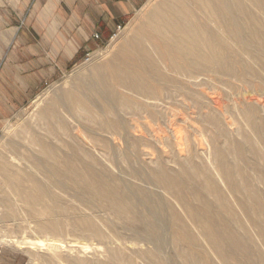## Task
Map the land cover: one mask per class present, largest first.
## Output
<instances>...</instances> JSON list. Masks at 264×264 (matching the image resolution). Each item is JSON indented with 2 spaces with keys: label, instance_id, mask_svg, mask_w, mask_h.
I'll return each mask as SVG.
<instances>
[{
  "label": "rangeland",
  "instance_id": "1",
  "mask_svg": "<svg viewBox=\"0 0 264 264\" xmlns=\"http://www.w3.org/2000/svg\"><path fill=\"white\" fill-rule=\"evenodd\" d=\"M150 2L151 0H140L137 10L121 26V29L118 28L119 32L115 35L117 43L113 44L114 47H112V38L94 52H88L63 77L45 84L33 99L1 123L0 183L7 184V181L11 179L12 184L20 190H25L29 186L33 187L35 183V185L42 184L46 193H50L47 196L51 203L48 202L46 196L49 207L40 204V208L43 206L46 209L47 207L46 211L54 221L52 223H57L60 228V232L58 231L56 235L59 245L51 247L52 249L40 247L38 244L30 246L31 252L37 259L31 262L25 252L14 251L11 247L6 246L1 236L8 234L13 239L36 242L37 239L52 238L51 234L42 236L41 233L35 231L34 223L29 225V222L22 218V214L18 215L13 210L12 215H7L8 212H12L10 209L12 206L9 208L0 205V247L3 250L0 260L2 262L10 264H68V259L73 262L83 259L90 262L89 264H99L100 262L103 264L109 262L113 257L118 264H124L123 260L117 259L120 256L114 254L116 249L122 248V252L126 255L125 258L132 254L133 258L131 256V259L136 264H193L188 259L191 257L189 255L193 254L201 259L202 264L204 261L206 264H224L219 259L216 249L204 239L200 228L186 212L185 202L202 213V201L207 204L205 212L203 211L205 216L209 215L213 219L214 217L219 219L217 223L214 221L216 228L218 226L225 228L223 221H226L225 223L230 226L233 232L247 241L248 255L243 251L235 252V254L231 252L230 263H262L264 244L258 235L257 228L253 223L251 224V220L256 219L264 224V216L250 206L251 198L247 187L237 171H235L234 180L239 186V191L234 193L230 189L221 174L219 156L216 152L220 151V158L224 159L229 168L231 167L233 170L242 168L245 173L247 172L259 180L257 172L252 169L251 165L254 163L264 164V149L260 140L256 139L253 133L245 111L250 108L257 110L259 122L261 121L260 117H264V102H259L260 97V99H264L263 66L259 65L253 57L244 55L240 44H234L233 50L237 51V60H240L234 63V68L237 71H242L250 65L255 70L253 74L248 72V80H245L244 75H239V72L236 75L233 73L231 76L221 78L217 75H201L202 77L199 76L197 79V83L200 85L184 87V91L181 93H184L186 99H183L182 95H177V91L173 87H166L174 94V97L167 98L165 96L166 109L159 105L158 108L153 100L146 101L142 96L125 89L116 88L111 91L113 94L110 93L100 79V72L104 73L105 67L110 66L109 64L121 51H127L132 63L136 62L135 66L140 67L141 64V73L147 71L148 74L145 75H148V78L150 76V69L140 62L138 54L132 48L134 47L132 44L134 34L147 20L148 3ZM252 13H256V8L251 9V15ZM237 17L243 23L248 24L246 16L240 14ZM144 27L147 28L146 25ZM252 27L241 25L238 27V31L244 42H250L252 51L260 54L264 52L263 40L258 39ZM257 30L259 32V27ZM95 36L99 37L98 33H95ZM110 78V82H113L114 79ZM150 80L152 81V79ZM155 82L157 86L160 83L159 87L161 84L164 85L163 80L153 83ZM113 84L116 82L114 81ZM255 86L259 90L262 88L263 94L256 92L261 94V96L256 95L259 101L257 102L256 99L244 100L242 92L253 91L256 89ZM160 88L162 89V87ZM191 88H195L197 92L195 96L191 93L195 90H191ZM211 90H215L216 94ZM121 92L131 96L130 103H123ZM72 93L81 97L84 103L83 107H86L88 111L71 105L69 95ZM216 96L221 99L219 106L211 102V99ZM240 98L241 100H239ZM193 101L199 102V104ZM149 108L163 110V117L160 119L151 118L147 114ZM181 110L185 113H181ZM174 115L176 117H173ZM105 123H112L113 128L105 130L102 126ZM237 145L243 147L242 153L238 152ZM45 147L48 149L46 150ZM50 151L53 154L49 153ZM72 167V171L75 168L76 175L74 171L70 172ZM86 173H89L88 176L90 175L89 179L91 180L88 179ZM91 173H93V177ZM95 176L112 188L119 190L124 199H127H125L126 203L130 205L136 203L140 214L145 216L147 222L152 223L158 219L165 221L163 224L167 228L166 235H161L162 232L164 233L160 229L162 223H158L156 226L159 235L158 230L157 232H147L150 225H147L143 219L132 221L131 217L119 214L109 204L106 197H103L101 190L92 184L91 181ZM165 176L176 180V185L171 189L166 188L160 181V178ZM50 177H53L54 180L50 181ZM35 180L41 181L36 182ZM84 180L88 182L85 183ZM212 180L223 191L227 205L211 190L209 181L212 182ZM48 183L50 185L53 183L57 187L52 185L53 188H51L52 186ZM181 183L183 196H180L178 192ZM257 183L264 188V184L260 180ZM192 187L201 191L204 200L192 195L190 191ZM53 192L57 193L58 200L51 196V194L55 195ZM241 200L248 205L247 209L241 206L239 202ZM50 206L53 209H50ZM79 216L96 217L105 230V234L97 237L92 235L91 237L82 233L77 226ZM135 222L136 225L138 224L137 226ZM177 229H180L182 235L188 233L194 235L199 240L198 244L192 246L185 239H175ZM160 238L162 240L164 238L165 243ZM156 239L161 240L160 243ZM159 244L164 245L161 253L156 256V260H149L157 245L160 247ZM85 247H89V249H85ZM53 255H58L63 260L55 262L52 260ZM234 257L236 258L234 259ZM125 258L123 257V259ZM252 258L254 259L252 260Z\"/></svg>",
  "mask_w": 264,
  "mask_h": 264
},
{
  "label": "bare ground",
  "instance_id": "2",
  "mask_svg": "<svg viewBox=\"0 0 264 264\" xmlns=\"http://www.w3.org/2000/svg\"><path fill=\"white\" fill-rule=\"evenodd\" d=\"M148 6H149V13L147 14V20L143 22L144 25L141 28L137 29L136 33L134 34V36L132 38V44L134 47H132V48L135 49V52L138 54L139 57L138 56L137 57H138V59L141 60L140 62L144 63L147 66V68L150 69L149 71H151V73L154 74V75H152L151 73L149 74L151 77L153 76V78H150V76H149V78L152 79V81L148 78V75L147 76L145 75L147 73V71L145 73V71H143V69H142V71L144 73L143 74L141 73V69H140L141 64L140 65L138 64L139 60L137 61V64L140 67H137V65L136 66L134 65L136 62L134 64L132 63V61H131L132 59H130L131 57H129V54L126 53L127 51L126 52L121 51L119 54H117L115 56V58L113 59L111 64L108 63L110 66L105 67L106 69H104V70H106V71L104 73L100 72V79H101L103 85L105 86V88L110 93H112L111 91H113L114 89L116 90V88H119L120 90L125 89V90H128L130 92L136 93L137 95L142 96V98L146 101L147 100H150V101L153 100L154 104L157 105V107L159 105V106H162L163 109H166L167 101L165 100V98L166 97L168 98L170 96L174 97V94L171 93L169 91V89L166 87H169V88L173 87L177 91V93H176L177 95H182L183 99H186V96L184 95V93L183 94L181 93L184 91V87L188 86V85L196 86V84H199V83H197V79L201 75H204V76L205 75L206 76L207 75L208 76L217 75L218 77L221 78L223 76H227V77L231 76L233 73L236 75V73L239 72L238 73L239 75H244L245 80H248V78H249L248 72H251L253 74V72L255 70L250 65L246 66V68H244L242 71H237V69L234 68V63L236 61L237 62L240 61V60H237V54H236L237 51L233 50L234 44H240L243 48V51H242L243 54L246 56L253 57L254 60L259 65H262L263 69H264V54H263L264 52H262L260 54L254 53L252 51L250 42L249 43L244 42L243 37L240 35V33L238 31V27L241 25H250L251 27L256 25L255 27H252V30H253L254 34H257L258 39H260L261 41L263 40V45H264V0H156V1L151 0V2L148 3ZM253 7L256 8V13H252V15H251V9ZM240 14H242V16H246V18H248L247 19L248 24H245L239 20L237 15H240ZM145 22H146V24H145ZM145 25L147 26V28L144 27ZM257 27H259V29H260L259 32L257 30ZM116 41H117V39H116V37H114L113 42H112V47H114L116 45L115 44V43H117ZM113 44H115V45L113 46ZM129 46L131 47V45H129ZM128 50H130V48H128ZM238 66H239V64H238ZM147 68H145V70H147ZM110 77H112V79H114L116 84H113L114 81L110 82V79H111ZM160 80L164 81V85L161 84V86H160V87H162V89L159 87L160 83L158 86L156 85V82L153 83L154 81L160 82ZM216 81H219V79H216ZM198 82H199V80H198ZM245 82H247V81H245ZM259 84H258V86H259ZM209 87H210V85H209ZM212 87H213V85H212ZM256 87L257 86H255L254 88H256ZM256 89H258V88H256ZM256 89H254L253 91L247 90V91L242 92L241 95L243 96V99L246 101L253 100V99L257 100L256 95L261 96V94L256 93V92H261L262 88H261V90H259V89L256 90ZM166 90H168V91H166ZM191 90H195V88H191ZM212 91L213 90H211V92ZM119 93H120V91L118 92V94ZM121 93L123 94L122 99H121L123 101V103H126V104H127V102L130 103L131 96L127 93H124V92H121ZM191 93L194 96L197 94L196 90L192 91ZM191 93H189V94H191ZM261 93L263 94V92H261ZM76 95L73 93L71 95H69V101H70L71 105H74L75 107H81V108H84L85 110H87L86 107H83L84 103H83V100H81V97L76 96ZM222 95H223V93H222ZM217 96L212 98L211 102H213L216 106L217 105L219 106L221 103V99ZM209 98H211V97H209ZM260 98H259L260 101L257 100V102L258 101L264 102V99H260ZM239 100H241V98ZM132 101H133V99H132ZM223 101L225 102V100H223ZM186 102H187V100H186ZM193 102H195V101H193ZM224 102H223V104H224ZM195 103L199 104V102H195ZM85 106H87L86 103H85ZM88 107H89V105H88ZM48 109H46V110H48ZM192 109H193V107H192ZM224 111L226 112L227 110H224ZM162 112H163V110L159 111L157 109H150V108L147 110V114L151 118H159V119L162 118L163 117ZM245 112L248 116L249 124L252 128L254 135L256 136V139L260 140L262 147L264 149V117H260L261 121L259 122L258 121L259 115H258L257 110L250 108V109H248V111L246 110ZM45 113H48V112L45 111ZM53 113H54V110H53ZM181 113L184 114L185 112L182 111ZM176 115H174L173 117H176ZM179 118H181V117H179ZM170 120H168V122H170ZM175 123H174V125H175ZM185 123H186V121H185ZM111 124L105 123V125H102V126H104L103 128L105 130H107V129L111 130V128H113V126ZM252 141H254V140H252ZM237 146H238L237 147L238 152L242 153L243 147L241 145H237ZM45 149H46V147H45ZM50 150H52V149H50ZM49 153L53 154L51 151ZM216 153L219 156V167H220L221 174L226 179L227 184L230 187V189L234 193L239 191V186L236 183V181L234 180L235 171H237L238 174H240L241 177L243 178L244 184L247 187L249 196L251 198L250 206L264 216V188L259 186V183H257L260 180V182H262L264 184V164H259V163L255 164L254 163L253 165H251L252 169H254L258 174V178H259V180H258V179H255V177L252 176L251 174H248L247 172L245 173L244 169H242V168H239L238 170H236L235 168L233 170V169H231V167L229 168L228 166H226L224 159L220 158V156H221L220 151L217 150ZM45 157H47V156H45ZM45 157H44V160L46 159ZM51 158L53 159V157H51ZM51 162H52V160H51ZM51 162H48V163H51ZM69 168H70V166H69ZM72 169H73V167L71 168L70 172H73L75 170V168L73 171H72ZM74 172L76 175L77 174L76 171H74ZM85 172H86V170H85ZM56 173H57V171H56ZM58 173H60V172L58 171ZM79 174H81V173H79ZM88 174H87V176H88ZM92 174L93 173H91V176H92ZM58 175L59 174H57L56 176H58ZM89 176H88V179H89ZM50 178H51L50 181L54 180V179H52L53 177H50ZM98 179L95 176V178L92 179V181H91L92 184L95 186V188H99L101 190V192L103 193L102 194L103 197L104 196L106 197L109 204L119 214H123V215L125 214V217H126V215L131 217V219L130 218L129 219L132 221L133 220L139 221V220L143 219L147 225H150L149 226L150 228L146 230L147 232H155V231L157 232L158 228L156 226L158 225V223H162V226L160 227V229H162L164 231V233L162 232L163 234L161 233V235H166L165 233H167V228L163 224V223H165V221L163 222V220L158 219L152 223L147 222V219L144 218L145 216L143 217V215L140 214V212L138 210V205L136 203L134 205H130V204L126 203L127 199L126 198H125L126 200L124 199V197L122 196V194L119 190L112 188L106 182H104L102 179H101L102 180L101 181L99 177H98ZM89 180H91V179H89ZM33 181H34V179H33ZM35 181L39 182L41 180H39V181L35 180ZM160 181L168 189H171L172 187H174L176 185V182H175L176 180H174L172 178L170 179L168 176L160 178ZM86 182H88V181H85V183ZM209 182H210L211 190L216 195H218V197L225 203L226 199H225L224 193L221 190V188L219 186H217V184L215 183L214 180H212V182L211 181H209ZM53 183H52V185L57 187V185H55ZM35 184H33V187L29 186V187H26L25 190H20L17 186L12 184L11 179H9V181H7V184L0 183V205L6 206L9 208L12 206V208H10L12 210V212H8L7 215H12L13 210H14V212L16 214H18V215L22 214V218L24 220H26L27 222H29V225L31 223H34V228H35V231L37 233H39V234L41 233L42 236H44V237L48 233H50L52 236V238L50 237L48 239H41V240L37 239L36 242H33L32 240L27 241V240L13 239L8 234L5 236L4 235L1 236L2 241L6 246L11 247L14 251L16 250V251L25 252L26 255L28 257H30L31 262H34L37 259H35V255L31 252L30 246L38 244V246L45 247V248L55 247V246L59 245L58 244L59 239L56 238V235H57L58 231L60 232V228H59L58 224L52 223L54 221L51 220L50 215L46 211L47 207H49L47 205L46 201L49 200L48 202H50L49 196H47V195L50 193L49 192L46 193L47 191L45 190V188L44 189L42 188V184H40L41 186L35 185ZM52 185H50V186H52ZM51 188H53V186ZM85 188H86V186H85ZM88 188H90V187H88ZM90 189L93 190V188H90ZM190 191H191L192 195H194L197 198L202 199L201 191L198 188L192 187L190 189ZM178 192H179L180 196H183L182 183L180 184V188H179ZM83 193H84V191H83ZM54 194L55 195L51 194V196H53L54 199L58 200L57 193H54ZM46 196H47L48 200H46V198H45ZM100 196H101V194H100ZM100 200H101V197H100ZM202 200H204V199H202ZM52 201L54 202V200H52ZM103 201H104V199H103ZM241 201H239L241 206L244 209H247L248 205L245 204L243 201L242 202ZM40 204L46 205L47 206L46 209H44L43 206H42V208H40V206H41ZM179 204H181V203H179ZM185 204H186V212H187L188 216L200 228L204 239L207 240L216 249L219 259L224 264H231L230 263L231 262L230 260L232 258L231 252H233V254H235V252L243 251L244 253L247 252V255H248L249 247H248L247 241L243 240L240 236H238V234L233 232L231 230L230 226H228L225 223L226 221H223L225 228H223V227L221 228L220 226H218L219 228L218 227L216 228L214 221H215V223H217L219 219H217L216 217H214V219H213L209 215L205 216L203 211L205 212L204 209H206L207 204H205L204 202L201 201V204L203 206L202 213H200L196 208L191 206V204H189L187 202H185ZM225 205H227V202L225 203ZM51 208L52 207L50 206V209ZM177 218L180 219L178 216H177ZM126 220H128V219H126ZM242 221H244V220H242ZM251 221H250L251 224L253 223V225L257 228L258 235L260 236V238L262 240V244H264V224H262L261 222H258L256 219L251 220ZM219 222H222V221H219ZM130 223L134 224L132 222H130ZM135 225H136V222H135ZM77 226L80 228L82 233H85L86 235H89L91 237H92V235H95L97 237V236H103L105 234V230L99 224V221L96 219V217L95 218H86L84 216H79L77 218ZM132 226H134V225H132ZM140 226H142V225H140ZM27 227L30 228L31 226H27ZM133 228H135V227H133ZM142 230H143V228H142ZM140 231H141V229H140ZM175 232H176L175 233V239H178V240L185 239L189 245L195 246L199 242V240L194 235H192L190 233L187 234L188 236L184 235V234L182 235V232L180 231V229H177ZM158 233H159V230H158ZM159 235H160V233H159ZM53 236H55V237H53ZM163 237H165V236H163ZM157 239H156V241L159 240V239L158 240ZM160 239L162 240V238H160ZM160 241H158V242L160 243ZM162 241H164V238ZM153 242H155V241L153 240ZM163 243H165V241ZM61 244H63V243H61ZM153 245H155V243ZM163 246L164 245H162V246L160 245V247H159L157 245V248H155L156 253L152 252L150 257H149V260L150 259L156 260V258H157L156 256H158V254L161 253V249H163L162 248ZM176 246H177V244H176ZM85 249H89V247H85ZM121 249L120 248L116 249L114 252V254L120 256L117 259L123 260L122 262H124V264H136L131 259V256L133 258V255L131 254V256H128L125 258L126 255L122 252ZM189 256H191V257L188 259H190V261L193 264H202L201 259H199L195 254L189 255ZM52 257H53L52 260H54L55 262H57L59 260H63V258L59 257L58 255H53ZM123 257L125 259H123ZM236 257H234V259ZM250 257H252V256L250 255ZM253 259L254 258H252V260ZM261 259H262L261 264H264V257L262 256ZM203 261H204V258H203ZM254 262H252V263H254ZM67 263L68 264H89L90 262L88 263L87 261H85L83 259L73 262L70 259H68ZM101 263L102 262H100L99 264H101ZM103 264H118V262L112 257L109 260V262L103 263ZM159 264H161V263H159ZM204 264H206L205 261H204Z\"/></svg>",
  "mask_w": 264,
  "mask_h": 264
},
{
  "label": "crops",
  "instance_id": "3",
  "mask_svg": "<svg viewBox=\"0 0 264 264\" xmlns=\"http://www.w3.org/2000/svg\"><path fill=\"white\" fill-rule=\"evenodd\" d=\"M139 6L140 0H0V126L114 38Z\"/></svg>",
  "mask_w": 264,
  "mask_h": 264
},
{
  "label": "built area",
  "instance_id": "4",
  "mask_svg": "<svg viewBox=\"0 0 264 264\" xmlns=\"http://www.w3.org/2000/svg\"><path fill=\"white\" fill-rule=\"evenodd\" d=\"M119 29H121V26H119ZM97 36V35H96ZM87 59H89V58H87ZM3 254V250H2V248L0 247V258H1V255ZM0 264H10V263H4V262H2L1 260H0Z\"/></svg>",
  "mask_w": 264,
  "mask_h": 264
}]
</instances>
